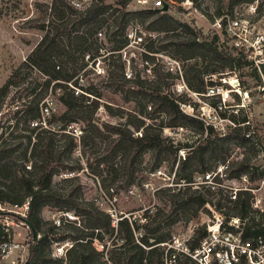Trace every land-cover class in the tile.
<instances>
[{
  "label": "trees",
  "instance_id": "16d2710c",
  "mask_svg": "<svg viewBox=\"0 0 264 264\" xmlns=\"http://www.w3.org/2000/svg\"><path fill=\"white\" fill-rule=\"evenodd\" d=\"M129 1L92 0L87 9L80 11L69 0H51L49 7L44 6L42 17L27 22L31 29L43 32L39 42L0 87V114L6 117V136L0 142V176L4 179V184H0V202L17 207L28 203L24 220L30 231L27 264H61L50 258L51 246L65 240L73 242L66 254V264H163L165 256L171 252L167 251L165 245L171 242L169 227L191 209L194 210L193 214L209 213L207 205L211 204L210 194L188 185L192 182L191 172L188 171L195 165L202 167L200 174L212 170L206 166L208 156L222 151L223 145L230 141L238 144L252 141V146L258 145L253 142L252 132L249 137L245 136L250 133L249 124H245V121L232 120L234 128L219 135L211 125H205L199 118L180 110L179 103L186 104V101H177L175 94L172 96L160 88L148 89L146 79L141 78L143 69L134 65V52V57L115 65L112 50L104 51L96 45L95 42L99 41L98 31L106 26L104 39L115 46L117 53H121L127 45L129 17L145 18L161 13L152 22L159 24L163 21L156 29L165 33L184 27L192 35L186 40L173 42L176 49L206 54L214 61L221 62L229 72L236 64L248 66L259 78L256 68L245 55L238 53L232 56L221 51L217 35H213L210 41L201 40L200 32L194 34L189 26L170 18L167 11L173 0H164L166 12L162 11L163 8L131 12L126 10ZM190 1L193 4L198 2ZM240 1L243 0H233L232 3ZM254 1L259 3L258 0ZM258 10L257 6L256 13L260 15ZM165 19L168 21L165 22ZM150 45V40H143V51L136 52L142 66L143 62L154 59L150 56ZM97 60L106 67L103 89H112L125 102L143 103L133 120L113 124L98 118L99 108L110 116L114 114L109 104L100 105L102 94L86 70L89 64L92 67ZM101 70L96 75L104 72ZM260 70L264 74V64L260 65ZM156 74L160 83H164L165 74L161 71ZM227 75V72L214 68L206 80L205 77L197 79L195 90L189 83L186 84L194 92L203 93L207 87L220 83L219 80ZM48 98H51L50 101L55 99L62 110L52 112L47 106ZM160 116L165 117V122H153ZM75 127H78V136ZM184 127L194 128L201 135L200 139L174 144L163 134L165 128ZM17 132L22 134L16 136ZM88 136L98 147L92 158L99 169L96 175L111 198L115 193L113 187L118 191L133 193L132 187L145 185L136 180V174L141 171L139 165L146 152L152 153L148 169L150 173H154L164 160L177 164L174 188L165 187L155 191L165 197V204L154 215V221L149 223L150 216L146 213L141 220L120 217L113 225L112 216L93 200L79 198V184L64 188L54 183V178L62 175H73L64 178V181L78 180L76 174L82 170V166L80 159H73V155L80 149V142ZM182 150L185 151L184 159L178 157V152ZM80 155L85 157L84 152ZM162 155L166 158H162ZM85 163L89 165V158ZM250 168L247 160H241L232 169V174L251 173ZM103 175H106L108 184L103 180ZM220 206L221 201H217L215 207L219 209ZM45 209L72 213L78 217L80 227L69 222L57 228L51 220L43 224L42 213ZM251 213L249 198L242 195L227 207L225 214L247 218L246 226L256 228L258 224ZM1 228L0 238L5 237ZM255 233L262 234L264 231L258 229ZM204 235V227L197 230L196 237L189 241L190 248L197 246ZM95 243L102 250H98ZM175 264L194 263L182 255Z\"/></svg>",
  "mask_w": 264,
  "mask_h": 264
},
{
  "label": "rangeland",
  "instance_id": "374dc122",
  "mask_svg": "<svg viewBox=\"0 0 264 264\" xmlns=\"http://www.w3.org/2000/svg\"><path fill=\"white\" fill-rule=\"evenodd\" d=\"M78 2V0H69ZM243 0L240 2L232 3L233 0H198L196 4H193L190 0H173L167 14L170 18L179 21L182 25H187L194 32H200L201 40L210 41L215 31L212 28V23L218 17L223 15H233L235 12L243 14V18L250 21V24L254 28V32H260L264 29V0ZM51 0H0V87L6 81L12 70L17 68L29 54V52L37 45L43 32L38 29H31L27 22L30 20L38 19L42 17L44 12V6H48ZM152 0H147V3L143 4L147 8H151ZM109 3H114L109 1ZM251 3V4H250ZM115 6V5H114ZM142 7V5H140ZM259 8V14L256 16L250 15L249 7ZM260 6V7H259ZM139 5L126 6V10L134 12L138 11ZM152 10V9H151ZM165 11V12H166ZM257 12V11H256ZM232 13V14H231ZM159 14H151L145 18L139 16H130L128 28L139 34L143 40H150L151 50L150 56L154 58L149 60V66L152 68V74L150 77H146L141 73V78L146 79V86L148 89L160 88L165 92H169L172 96H175L177 101H186V104L191 105L184 109L186 113L194 114L203 120L205 125L209 124L219 135L227 133L234 128L232 120L236 122H248L249 132L254 134L253 142L258 145L252 146L251 142L244 144H238L234 141H230L223 145L222 151H216L211 156H208L206 166L213 169L217 165L225 162L229 159L232 162L233 168H236V162L241 160H247L248 166L253 169L254 179L258 180L264 176V159L260 157L261 149L264 146V74L256 69L258 77L256 78L253 72V68L248 66L235 65L232 71L229 72L227 67L221 62L214 61L212 58L199 51L185 50L180 51L175 48L173 42L178 39L186 40L192 35L184 28L177 27L173 31L162 32L159 29L163 23L152 24L154 20L160 16ZM47 17V15H45ZM242 17V15H241ZM168 19H165L167 22ZM100 31L106 33V26H103ZM96 45L102 47L105 50H112L114 54V64L119 65L125 59L123 54L117 53L114 49V45L106 39H101L95 42ZM130 49L131 52H127L126 58L134 57V65H137L141 70V59L136 54L143 49ZM129 51V50H128ZM122 55V57H121ZM86 61V57L85 60ZM100 61V60H99ZM98 60L95 61L93 66L90 64L86 67L89 73V77L98 84V92L102 94L101 103L109 104L112 108L114 115H108L104 109L99 108L98 118L104 122H110L113 124L123 123L127 120H133L136 112L141 109L142 102L138 101L125 102L122 97L114 93L112 89H103L104 79L106 78V67L102 65ZM82 61H80L81 65ZM99 64V67L103 69L101 75H96L95 65ZM162 67V70H161ZM218 71L227 72L225 80H222L223 86H220L221 82H216L218 85L213 94L204 90L203 93L194 92L198 78L205 77V80L212 69ZM255 68V67H254ZM157 71H161L165 74L166 79L164 83H160ZM180 71V72H179ZM142 72V71H141ZM170 72V75H167ZM188 81H187V80ZM237 79L239 87L233 88L230 84L231 81ZM187 83L193 88L191 90ZM184 83L187 89L182 90L181 93L177 92V85ZM235 86V85H234ZM179 94V95H178ZM53 98V97H52ZM51 98H48L47 106L52 112L55 110H62L59 103ZM138 108V109H137ZM193 109V111H192ZM122 116V117H121ZM6 117H2L0 114V142L5 139V125ZM164 116H160L157 120L153 121L156 124L163 122ZM151 122V124H153ZM165 122V121H164ZM244 123L241 124L243 126ZM76 128L77 136L79 135L78 127ZM4 132V133H3ZM16 136L22 134L21 132L15 133ZM81 134V132H80ZM164 136L173 140V143L178 141H190L196 142L200 139L201 135L197 133L194 128H165L163 130ZM98 147H95L93 142L90 141L88 136L80 142V149L74 153L73 159H80L82 170L76 174L78 180L76 181H64V178H70L73 175L58 176L54 178V183L59 187H72L74 184L80 185L79 198L86 200H93L96 205L101 209L108 212L113 219V225L120 219V217L138 218L143 219V215L147 213L150 216L148 222L154 221V215L159 209H162L165 204V197L162 194H157V190L165 187L174 188L176 183V177L174 176L177 164L173 165L171 161L164 160L161 162L160 167L154 172H148L149 164L152 161V153L146 152L139 165L140 172L136 174L137 179L144 182V186L132 187L133 193L118 191L113 187L114 194L111 198L105 189L102 188L100 183V177L96 175L99 172L93 161V154L97 151ZM81 152L85 153V157H81ZM185 156V151H179L178 157L183 159L181 153ZM166 158L165 155L161 156ZM15 158V156H14ZM86 158H89V165L85 163ZM179 160V158H178ZM188 172H191L190 179L196 174L202 172L201 166H193ZM103 180L107 182L106 175H103ZM136 183H139L136 181ZM0 184H4V179L0 176ZM180 187L181 185H177ZM177 187V188H178ZM216 200V199H215ZM214 200V201H215ZM1 208H6L1 210ZM10 206L6 203L0 202V228L2 226H9L15 234V241L21 242L29 231L19 224L17 214L7 211ZM198 212L193 214L194 210L191 209L187 214L182 217L178 222L169 227L172 235L182 238H187L192 235L195 238L197 230L205 227L210 216V211ZM5 213V214H4ZM55 210L45 209L42 213L43 224L46 220H51ZM230 213V210H229ZM17 217V218H16ZM143 221V220H142ZM98 250H102L101 246L95 243ZM48 250L46 251V253ZM14 258L10 257L0 264H9Z\"/></svg>",
  "mask_w": 264,
  "mask_h": 264
},
{
  "label": "built area",
  "instance_id": "2783aa9c",
  "mask_svg": "<svg viewBox=\"0 0 264 264\" xmlns=\"http://www.w3.org/2000/svg\"><path fill=\"white\" fill-rule=\"evenodd\" d=\"M70 2L75 8L84 11L90 6L92 0ZM145 3H147V0L129 1V5H139L137 10H154L165 6L164 0H152L151 8L143 6ZM249 10L251 16L257 15L256 7L250 6ZM252 25L249 20L243 18V14L235 12L233 15H223L215 19L212 28L215 31L214 35L218 37L217 44L223 53L232 56L242 53L251 62L252 66L260 72V65L264 64V29L261 33H255ZM97 38L99 40L104 39V33L98 31ZM126 38L127 45L120 51L124 59H126L127 52H131L130 49H141L143 43V38L129 28L126 31ZM95 67L96 74L102 72L99 64H96ZM126 72L129 74L128 68ZM143 73L146 77H150L152 74V68L149 66L148 61L143 62ZM222 80H225V78L219 80L221 82L220 86L226 84H222ZM234 81H231L230 85L237 89L239 87L238 80L235 79ZM218 85L208 87L207 92L211 91L210 93L213 94ZM184 89H187L184 83L177 85L178 93H181ZM187 106L188 108L191 107L189 104L179 103L180 110L183 113L199 118L192 113H186L184 109ZM245 124H248V122ZM250 135L251 132L245 136L249 137ZM180 153L184 159L183 153ZM260 157L264 159V146L261 149ZM233 163L228 159L225 163L219 164L208 172L196 174L192 182L188 184L192 189L206 190L210 194L211 204L207 205L210 216L204 227L205 235L194 248L189 246V241L192 240L191 234L182 239L172 235L171 242L165 244L167 251L170 250L171 252L165 256L163 264H175L177 258L182 255L189 257L194 264H264V233H255L258 229L264 231V176L255 180L252 178V175H254L252 174V168H250L251 173L232 174ZM242 195L249 198L251 215L254 216L255 222L258 224L256 228L246 226L247 218L240 219L225 214L227 207L232 206ZM217 201H221L219 209L215 207ZM4 209L6 208H1V210ZM7 211L17 214L19 224L28 230L24 222L28 212L27 202L20 207L10 206ZM51 221L57 228L69 222H73L80 227L78 217L70 212H55ZM1 230L5 237L0 238V262L13 257L14 259L9 264H27L29 232L21 242H17L14 239L15 234L9 226H3ZM72 246L73 242L68 240L54 243L51 246L50 258L60 261L61 264H66V254Z\"/></svg>",
  "mask_w": 264,
  "mask_h": 264
},
{
  "label": "water",
  "instance_id": "95a60500",
  "mask_svg": "<svg viewBox=\"0 0 264 264\" xmlns=\"http://www.w3.org/2000/svg\"><path fill=\"white\" fill-rule=\"evenodd\" d=\"M167 10V6L165 5L162 9V11H166ZM28 227V226H27ZM29 228V227H28Z\"/></svg>",
  "mask_w": 264,
  "mask_h": 264
}]
</instances>
